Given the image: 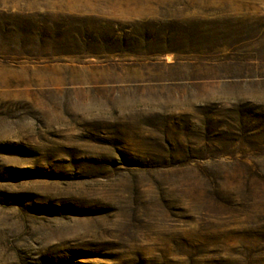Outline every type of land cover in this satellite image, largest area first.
<instances>
[{
    "label": "rangeland",
    "instance_id": "1",
    "mask_svg": "<svg viewBox=\"0 0 264 264\" xmlns=\"http://www.w3.org/2000/svg\"><path fill=\"white\" fill-rule=\"evenodd\" d=\"M168 18L237 23L243 36L264 35V0H0V36L26 27L47 28L48 36L128 27L146 34L143 21ZM169 48L178 47L156 50ZM102 49L71 45L0 57V264H147L165 256L189 264L173 242L197 229L170 226L155 207L153 182L126 170L136 159L183 158L169 152L167 118L253 90L208 80L182 85L198 81L193 65H165L171 54L146 62ZM169 82L175 85L161 86ZM256 95L264 101L263 91ZM226 240L223 254L204 264H264V253L252 261L241 254L239 235Z\"/></svg>",
    "mask_w": 264,
    "mask_h": 264
},
{
    "label": "trees",
    "instance_id": "2",
    "mask_svg": "<svg viewBox=\"0 0 264 264\" xmlns=\"http://www.w3.org/2000/svg\"><path fill=\"white\" fill-rule=\"evenodd\" d=\"M142 23L151 28L146 34L135 27L70 37L62 33L48 36L44 27L10 30L0 36V44L8 49L0 46V57L71 45L101 46L106 56L119 58L182 55L206 60L203 66L188 68L192 80L221 82L242 94H250L248 89H252L250 97L201 104L196 114L167 118L166 134L174 140L167 141V147L183 158L136 159L126 170L136 180L142 177L153 182L155 207L170 226L180 231L197 229L190 239L173 242L179 259L204 264L211 256L223 254L228 234H237L246 242L240 243L241 254L252 261L264 253V159H255L264 157V101L255 96L257 90L264 92V35L243 36L237 23L179 18ZM161 44L178 48L157 51ZM180 134L194 141L184 145ZM168 261L170 257L165 256L161 263L152 260L147 264Z\"/></svg>",
    "mask_w": 264,
    "mask_h": 264
},
{
    "label": "crops",
    "instance_id": "3",
    "mask_svg": "<svg viewBox=\"0 0 264 264\" xmlns=\"http://www.w3.org/2000/svg\"><path fill=\"white\" fill-rule=\"evenodd\" d=\"M81 46V45H79ZM168 56V54H162V55H158V56H155V57H143L141 56V59L144 60V61H155L157 62L158 60H165L166 57ZM171 56H173L174 58V61L171 62V63H165V65L167 66H170V67H178V68H181V69H186L188 68V66L190 65H194V66H203L206 62L205 59L203 58H193V57H189V56H176L174 54H171ZM140 57V56H139ZM118 59H120L119 57H117ZM202 64V65H201ZM192 82H185V83H182V85H190V86H199L201 84H204L203 81H195L191 84ZM160 85V84H159ZM168 86V85H175L173 84L172 82H169V83H161V86Z\"/></svg>",
    "mask_w": 264,
    "mask_h": 264
}]
</instances>
